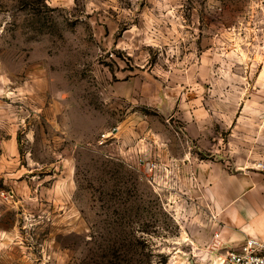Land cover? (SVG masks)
<instances>
[{
  "label": "rangeland",
  "instance_id": "1",
  "mask_svg": "<svg viewBox=\"0 0 264 264\" xmlns=\"http://www.w3.org/2000/svg\"><path fill=\"white\" fill-rule=\"evenodd\" d=\"M263 225L264 0H0V264H215Z\"/></svg>",
  "mask_w": 264,
  "mask_h": 264
},
{
  "label": "built area",
  "instance_id": "2",
  "mask_svg": "<svg viewBox=\"0 0 264 264\" xmlns=\"http://www.w3.org/2000/svg\"><path fill=\"white\" fill-rule=\"evenodd\" d=\"M216 237L218 246L222 243L220 234L216 233ZM215 264H264V240L249 237L236 250L220 256Z\"/></svg>",
  "mask_w": 264,
  "mask_h": 264
},
{
  "label": "crops",
  "instance_id": "3",
  "mask_svg": "<svg viewBox=\"0 0 264 264\" xmlns=\"http://www.w3.org/2000/svg\"><path fill=\"white\" fill-rule=\"evenodd\" d=\"M239 223H240L241 227L249 229V230H255V229H258L260 227L259 225L257 226V222H255L254 220L245 221V220L241 219ZM260 229H262V232L264 234V227L260 228Z\"/></svg>",
  "mask_w": 264,
  "mask_h": 264
}]
</instances>
